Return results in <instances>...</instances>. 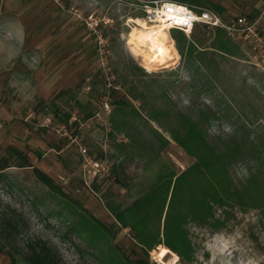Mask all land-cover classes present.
<instances>
[{
  "label": "rangeland",
  "instance_id": "1",
  "mask_svg": "<svg viewBox=\"0 0 264 264\" xmlns=\"http://www.w3.org/2000/svg\"><path fill=\"white\" fill-rule=\"evenodd\" d=\"M149 1L154 0H0V157L9 145L20 149L57 186L51 191L32 167H10L0 176V223L13 212L21 220L10 244L13 253L25 255L28 242L41 240L56 254V264H123L117 251L148 264H184L172 251L160 259L162 245L147 254L139 250L129 229H121L105 206L106 201L132 202L165 165L180 172L192 162L169 139L165 120L159 127L146 120V110L166 103L186 110L191 101L204 109L224 94L248 118L258 115L264 123V0H210L222 9L219 15L226 23L252 15L248 21H256L262 39L258 44L230 37L240 53L215 56L212 94L190 89V75L173 40L177 58L168 66L148 67L145 46L136 39L129 43L137 20L154 24L145 12ZM89 17L98 24L103 47L85 24ZM184 33L205 39L204 45L213 39L208 28ZM134 66L145 74L133 75ZM135 86L144 90V96L126 95L141 114L133 125L142 132V143L153 142L151 149L145 145L143 158L131 155L123 164L127 176L123 189L110 171L112 167L117 171L125 152L118 151L116 143L128 140L124 133L113 134L110 117L115 98ZM111 87L118 92L112 93ZM88 110L93 116L86 119ZM63 113L70 115L66 124L60 121ZM152 128L169 140L159 155ZM230 129L226 122L207 126L209 134ZM245 174L243 168L237 169L235 179L240 181ZM229 212L218 230L188 225L194 253L188 264H264L259 211L234 207ZM92 217L111 234L96 227ZM0 264L15 263L0 252ZM16 264L23 263L16 259Z\"/></svg>",
  "mask_w": 264,
  "mask_h": 264
},
{
  "label": "trees",
  "instance_id": "2",
  "mask_svg": "<svg viewBox=\"0 0 264 264\" xmlns=\"http://www.w3.org/2000/svg\"><path fill=\"white\" fill-rule=\"evenodd\" d=\"M173 1L185 4L196 12H222L210 0ZM247 18L251 20L253 16L248 15ZM197 28L206 27L197 25L193 29ZM210 30L213 39L209 45H204L205 39L196 34L192 33L187 37L179 29H171L170 37L183 59V67L190 75V89L199 88L202 92L212 94L216 89L214 70L218 68L214 63L215 56L236 57L240 53V46L230 39L224 29ZM133 70V75L145 74L138 66H134ZM111 92L116 93L118 89L111 87ZM132 92H139L144 96V90L139 91L138 86L123 90L122 95L115 98V113L110 117L113 134L124 133L128 140L116 143L118 151L125 152L121 160L118 159L117 171L113 167L110 171L117 187L123 189L127 187L123 164L132 158L131 155L143 158L148 150L146 146L151 149L153 142H147V145L142 143L145 138L133 125L141 114L126 96L129 94L136 99L137 96ZM219 97L220 101H213L212 104L205 105L204 109L191 101L186 110L167 103L158 107L151 106L146 110V120L155 122L159 127L163 126L162 120H165L164 128L169 139L192 160L180 172H176L172 164L159 169L155 181L129 204L105 202L117 224L121 229H129L139 250L146 254L162 245L176 253L184 264L192 262L194 253L188 225L193 223L218 230L225 225L229 211L234 207L241 211L258 210L260 222L264 226V123L258 115L248 118L244 111L237 110L226 95L220 94ZM92 116L90 110L85 114L86 119ZM69 118V114H60L62 123L66 124ZM212 122L228 123L230 132L209 134L207 126ZM151 136L158 141L156 153L159 155L169 144V140L153 128ZM53 148L60 150L59 147ZM4 152L5 155L0 157V176L10 167H32L36 178L56 192L57 186L52 179L33 167L23 151L9 145ZM241 168L246 174L242 180L237 181L235 171ZM92 220L103 233L111 234L109 227L94 217ZM20 225V216L15 212L2 219L0 252L5 253L15 264L16 259L23 264H56V254L41 240L28 242V253L25 255L13 253L10 244L19 232ZM117 252L123 264H148V261H134L123 252Z\"/></svg>",
  "mask_w": 264,
  "mask_h": 264
},
{
  "label": "built area",
  "instance_id": "3",
  "mask_svg": "<svg viewBox=\"0 0 264 264\" xmlns=\"http://www.w3.org/2000/svg\"><path fill=\"white\" fill-rule=\"evenodd\" d=\"M148 20L163 19L169 29H179L190 33L197 25L208 29H224L229 37L248 40L260 44L262 39L257 31L256 21H248L246 17H237L231 23L223 21L221 16L213 10L196 12L185 4L173 0L149 1L145 6ZM85 24L95 35L100 47H103V39L97 31L98 24L91 17L85 19Z\"/></svg>",
  "mask_w": 264,
  "mask_h": 264
},
{
  "label": "bare ground",
  "instance_id": "4",
  "mask_svg": "<svg viewBox=\"0 0 264 264\" xmlns=\"http://www.w3.org/2000/svg\"><path fill=\"white\" fill-rule=\"evenodd\" d=\"M154 24H148L144 21L137 20V27H133L130 33L129 43L136 39L146 48L145 61L148 67L152 65H166L177 58V53L172 45V39L168 35L169 27L163 19L149 20ZM170 253L166 247H160L158 257L163 259ZM171 263V262H170ZM213 264V263H212Z\"/></svg>",
  "mask_w": 264,
  "mask_h": 264
}]
</instances>
